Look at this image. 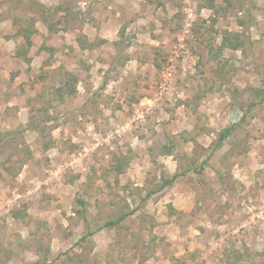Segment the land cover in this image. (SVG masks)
Here are the masks:
<instances>
[{
	"label": "rangeland",
	"instance_id": "1",
	"mask_svg": "<svg viewBox=\"0 0 264 264\" xmlns=\"http://www.w3.org/2000/svg\"><path fill=\"white\" fill-rule=\"evenodd\" d=\"M261 90L264 0H0V264H264Z\"/></svg>",
	"mask_w": 264,
	"mask_h": 264
},
{
	"label": "trees",
	"instance_id": "2",
	"mask_svg": "<svg viewBox=\"0 0 264 264\" xmlns=\"http://www.w3.org/2000/svg\"><path fill=\"white\" fill-rule=\"evenodd\" d=\"M62 10V9H60ZM65 12L68 13V9H65ZM24 38L27 40V44H31V36L29 35H24ZM30 46V45H29ZM257 96L258 98L261 100V101H264V90H261V91H257ZM234 130L233 127H228L226 129H224L220 135H219V143H221L222 141L226 140L232 133V131ZM15 134H20V131L17 130V131H13L11 133H9V135H15ZM181 177V174H175L173 175L171 178L169 177H166L164 174L163 176L161 177L162 178V184L160 186L159 189H157L156 191H153V192H150L148 193L147 195V199L150 198L152 195H154L155 193L157 192H160L162 191L163 189L169 187V186H172L175 181ZM83 206L86 205V203H83V202H80ZM136 211H131L129 213H123L121 215H119L116 219L114 220H111V221H108L106 222V224L104 225V228H112V227H115V226H118L120 225L122 222H124L127 218L131 217L132 215L135 214ZM82 219L84 221V224L85 226H87V229H88V234L86 237H90V236H93L95 234V231H91L89 228H88V225H89V221H88V216H87V211L84 209V211L82 212ZM84 237V238H86Z\"/></svg>",
	"mask_w": 264,
	"mask_h": 264
},
{
	"label": "built area",
	"instance_id": "3",
	"mask_svg": "<svg viewBox=\"0 0 264 264\" xmlns=\"http://www.w3.org/2000/svg\"><path fill=\"white\" fill-rule=\"evenodd\" d=\"M169 75H171V74H169Z\"/></svg>",
	"mask_w": 264,
	"mask_h": 264
}]
</instances>
